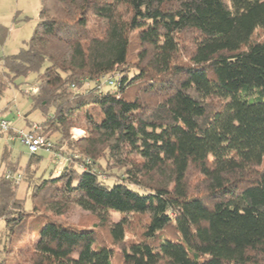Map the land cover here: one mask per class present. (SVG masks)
Masks as SVG:
<instances>
[{"label": "trees", "instance_id": "obj_1", "mask_svg": "<svg viewBox=\"0 0 264 264\" xmlns=\"http://www.w3.org/2000/svg\"><path fill=\"white\" fill-rule=\"evenodd\" d=\"M260 30L264 0H39L31 38L0 58V97L36 75L23 94L42 121L25 125L58 135V173L4 146L0 264H264Z\"/></svg>", "mask_w": 264, "mask_h": 264}, {"label": "rangeland", "instance_id": "obj_2", "mask_svg": "<svg viewBox=\"0 0 264 264\" xmlns=\"http://www.w3.org/2000/svg\"><path fill=\"white\" fill-rule=\"evenodd\" d=\"M38 13L39 0H0V24L9 28L5 42L2 46H0V58L14 55L20 50V48L24 47L25 43L31 38L33 30L37 24ZM263 38L264 30H260L254 35L255 40H261ZM35 79V74H30L26 79H18L16 81L20 84L18 89L11 86L0 97V109L4 110L2 116L6 120H9L14 128L23 129L24 132H28V128L25 125L26 121L34 124L42 121L41 114L37 111L31 110V101L29 96L23 94V92L25 93L31 85H34ZM106 80L107 79H104L105 82ZM105 87L107 88L108 86L106 85ZM17 113H19L21 117H17ZM75 130L79 133L74 132L76 135H80L82 132L76 128H73L71 132ZM47 136L55 143L59 139L58 135L55 134L47 133ZM5 145L11 152L12 160L19 161V165L24 167L29 158V154L26 149L21 146L18 141L10 142L6 141L4 138H0V159ZM39 155L44 159L38 174L42 172L50 173V171H52L53 174H57L58 172L55 170L52 160H49V154L44 151H40ZM263 168L264 166L259 167V169ZM3 171L4 165L0 162V174ZM16 194L17 198L25 201V209H30L29 192H26V184L24 182H21L18 185ZM110 217L111 220L114 221L119 219V215L117 214H111ZM66 220L78 226H89L94 223L93 217L89 215L88 212L79 209H74ZM2 225L3 223L1 226ZM140 233L141 231L139 229H136L131 234L127 233V241L139 240L141 238L139 237ZM116 253L117 250H113V254Z\"/></svg>", "mask_w": 264, "mask_h": 264}, {"label": "built area", "instance_id": "obj_3", "mask_svg": "<svg viewBox=\"0 0 264 264\" xmlns=\"http://www.w3.org/2000/svg\"><path fill=\"white\" fill-rule=\"evenodd\" d=\"M109 84H112V82H109ZM36 91L37 88L33 86L30 87L25 93H36ZM17 117H21L19 113H17ZM35 128L36 127L33 126V129ZM9 132H12V134L7 137V141L12 142L18 140L19 143L26 149L28 154H33L40 150H44L48 153L51 152L52 142H50L47 136L36 135L34 133L24 132L23 129L14 128L12 127L10 121L6 120L0 114V134H8ZM71 134L73 139H78L81 137L83 132H81L80 135H76L74 131H72ZM55 161L59 166L64 162L62 157H55Z\"/></svg>", "mask_w": 264, "mask_h": 264}, {"label": "crops", "instance_id": "obj_4", "mask_svg": "<svg viewBox=\"0 0 264 264\" xmlns=\"http://www.w3.org/2000/svg\"><path fill=\"white\" fill-rule=\"evenodd\" d=\"M3 109H0V112H2V115H3ZM9 121V120H8ZM11 123V122H10ZM11 125H12V123H11ZM12 127H13V125H12ZM17 129H19V128H17Z\"/></svg>", "mask_w": 264, "mask_h": 264}, {"label": "bare ground", "instance_id": "obj_5", "mask_svg": "<svg viewBox=\"0 0 264 264\" xmlns=\"http://www.w3.org/2000/svg\"><path fill=\"white\" fill-rule=\"evenodd\" d=\"M75 133H78L76 130L74 131ZM79 134V133H78Z\"/></svg>", "mask_w": 264, "mask_h": 264}]
</instances>
